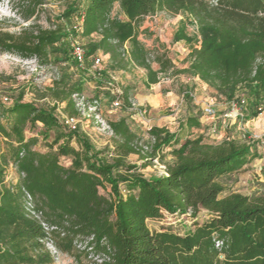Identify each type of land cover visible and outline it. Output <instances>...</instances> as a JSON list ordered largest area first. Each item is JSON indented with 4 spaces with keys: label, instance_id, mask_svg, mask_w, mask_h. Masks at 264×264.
<instances>
[{
    "label": "trees",
    "instance_id": "trees-1",
    "mask_svg": "<svg viewBox=\"0 0 264 264\" xmlns=\"http://www.w3.org/2000/svg\"><path fill=\"white\" fill-rule=\"evenodd\" d=\"M22 1L30 19L46 0ZM162 11L185 14L196 26L194 35L181 26L174 36L199 44L187 67H175L166 51L153 52L139 38L148 31L141 30L145 18ZM78 15H83L81 34L90 38L86 58L102 52L110 55L111 69L145 68L149 84L170 70L199 77L236 102L247 119L264 109V0H68L62 24L25 28L17 35L0 31V50L62 62L69 57L65 42L76 32L72 25ZM82 92L81 83L71 88L72 116L79 113L71 95ZM104 94L131 105L128 87ZM22 98L10 105L0 101V264L55 261L42 242L41 223L27 215L28 194L41 219L54 227L55 247L77 250L87 264H264V183L243 194L226 190L221 181L260 156L251 145L228 139L208 143L203 135L182 139L179 132L154 126L151 158L143 167L156 157L164 161L165 148H171L174 160L166 164V175L146 177L139 165L125 161L124 156L141 151L125 118L110 122L114 150H99L79 127L63 125L56 108ZM200 117H188L185 125L200 127ZM40 123L39 133L27 135ZM38 135L47 150L36 147ZM108 187L107 195L101 193ZM149 221L159 228L152 229ZM95 256L102 262L92 260Z\"/></svg>",
    "mask_w": 264,
    "mask_h": 264
},
{
    "label": "rangeland",
    "instance_id": "rangeland-1",
    "mask_svg": "<svg viewBox=\"0 0 264 264\" xmlns=\"http://www.w3.org/2000/svg\"><path fill=\"white\" fill-rule=\"evenodd\" d=\"M67 2L68 0H46L36 15L26 19V12L23 9L26 4L22 0H0V31L17 35L25 28H50L62 24L61 16L67 7ZM181 26L186 28L189 35L196 33V26L187 15L182 13L174 15L162 11L148 18L144 28L147 27L149 30L146 36L142 32L139 37L150 50L166 51L174 65L184 68L189 65L187 62L189 53L195 46L199 47V44L195 45L186 40L176 41L174 36ZM72 28L74 30V24ZM71 33L65 42L67 46L63 45L67 47L69 57L62 62L43 63L36 57L26 58L0 50V101L10 105L22 95L25 102L56 108L60 122L65 125V120L72 116L71 107L68 105L71 88L81 83L83 84L81 95L85 99L87 110L77 115L78 127L90 137L97 149L113 151L116 140L114 136L101 129L95 114L89 110V106L95 102L98 104L99 114L107 123L120 118L127 120L132 131L137 134L138 146H152L150 129L154 126L166 128L172 133L179 132L182 139L203 135L204 141L208 143L218 144L228 139L251 145L260 156L252 158L243 168L222 178L221 181L226 190L243 194H251L262 187L264 109L258 116L247 119L245 111L242 114V109L236 102L227 100L199 77L185 73L161 74L159 87L163 97H157L156 92L159 87L155 85L151 88L145 85L147 72L142 67L132 66L127 70L111 69L109 55L102 52L98 54L102 59L98 66H95V57L86 58L81 65L76 63L72 57V45L80 43L85 48L90 38L84 37L80 31ZM98 38L94 35V39ZM125 87L131 89L130 106H125L121 100H119L120 104L116 105V100L111 101L104 94L108 90L118 93ZM62 90L65 94H56L57 91ZM170 90L173 92L167 93ZM95 97H98V100H93ZM199 114H201V126L189 129L185 125L186 119ZM41 127L39 124L35 128L28 129L27 135H36ZM38 137L39 142L36 147L47 150L46 141L41 135ZM53 139L54 131L50 133L47 141L52 142ZM170 149L165 148L164 152L160 153L165 155L164 161L161 157H156L145 167L143 160L151 158V151L130 153L124 158L127 163L139 165L140 173L152 177L162 175V166L174 160L169 154ZM9 171L13 172V169L10 168ZM100 191L107 195L110 187ZM205 218V213H201V221ZM166 220H171V217ZM149 226L152 229L159 228V224L154 221H149ZM175 228L180 230L182 225L179 224ZM45 250L50 251L54 256L53 264H87L84 257H79L77 250L61 251L47 244Z\"/></svg>",
    "mask_w": 264,
    "mask_h": 264
},
{
    "label": "built area",
    "instance_id": "built-area-1",
    "mask_svg": "<svg viewBox=\"0 0 264 264\" xmlns=\"http://www.w3.org/2000/svg\"><path fill=\"white\" fill-rule=\"evenodd\" d=\"M83 15H78L75 18V22H74V29L76 31H83ZM124 50H125V54H127L128 52V48L127 45L124 46ZM72 57L74 59V61L78 64H82L85 60H86V52H85V48L82 44L80 43H75L72 45ZM101 57L99 55L95 56V66H98L101 62ZM72 100L75 103V107L79 112L85 113L86 112V103H85V99L84 97L80 94V93H73L72 94ZM116 105L120 104L119 100L115 101ZM89 110H91L92 114H95L97 121L100 123L101 125V129L105 132H107L108 134H110L111 136H114V131L110 125V123H107L104 119H102L101 115L99 114L98 111V104L95 102L92 105L89 106ZM77 116H70L65 120V125L69 128V129H76L78 127V120L76 118ZM152 138V143H154L155 139L153 137ZM152 146L150 147L149 145H140L138 146V149L141 150V152L143 153H148L151 151ZM163 167V174L166 175L167 174V168L166 166H162ZM162 174V175H163ZM26 212L27 215L32 218V219H36L38 220L41 225L42 228L44 229L45 233H46V238L44 240H42V242L44 244L47 245H51L54 248L55 245L53 243L52 237H51V230L52 226H50L49 224H47L45 221H43L41 219V215L40 213L34 208L33 204H32V200H31V196L28 194V198L26 201ZM78 247L83 248V246L78 245ZM51 249V248H50ZM53 252V251H51ZM92 260L97 261V262H102V259L98 256L92 257Z\"/></svg>",
    "mask_w": 264,
    "mask_h": 264
},
{
    "label": "crops",
    "instance_id": "crops-1",
    "mask_svg": "<svg viewBox=\"0 0 264 264\" xmlns=\"http://www.w3.org/2000/svg\"><path fill=\"white\" fill-rule=\"evenodd\" d=\"M149 17H152V16H147L146 18H145V20L143 21V25H142V27H141V30L142 29H144V25H145V23L148 21V18ZM146 29H148L147 27H146ZM149 30V29H148ZM141 34V33H140ZM144 35L146 36V32H144ZM98 37H99V35H97ZM140 36V35H139ZM140 38V37H139ZM128 45V44H127ZM146 45V44H145ZM147 46V45H146ZM109 55V54H108ZM109 58H110V55H109ZM152 66H153V68L155 69V70H157V69H159V65L156 63V62H154V63H152ZM175 67H177L176 65H175ZM178 68V67H177ZM129 69V68H128ZM145 69V68H144ZM127 70V69H126ZM146 70V69H145ZM114 71V70H113ZM146 72H147V77H146V80H145V85L146 86H150L151 88L153 87V86H161V84H160V80H158V82H156V83H153V84H149V82H148V71L146 70ZM171 72H173V70H170L169 72H167V73H159V75H158V77H159V79H160V75L161 74H169V73H171ZM175 75H178V74H176L175 72H173ZM158 91L156 92V96L157 97H163V92L160 90V87L157 89ZM161 91V92H160ZM173 92V90H170L169 92H167V93H172ZM41 124V123H40Z\"/></svg>",
    "mask_w": 264,
    "mask_h": 264
}]
</instances>
